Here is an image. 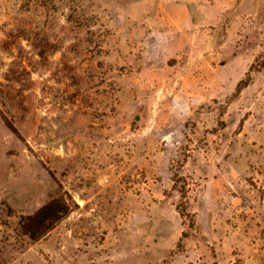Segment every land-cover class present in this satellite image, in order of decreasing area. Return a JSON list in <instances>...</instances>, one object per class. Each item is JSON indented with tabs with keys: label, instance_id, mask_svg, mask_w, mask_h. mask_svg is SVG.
<instances>
[{
	"label": "rangeland",
	"instance_id": "obj_1",
	"mask_svg": "<svg viewBox=\"0 0 264 264\" xmlns=\"http://www.w3.org/2000/svg\"><path fill=\"white\" fill-rule=\"evenodd\" d=\"M0 264H264V0H0Z\"/></svg>",
	"mask_w": 264,
	"mask_h": 264
},
{
	"label": "trees",
	"instance_id": "obj_2",
	"mask_svg": "<svg viewBox=\"0 0 264 264\" xmlns=\"http://www.w3.org/2000/svg\"><path fill=\"white\" fill-rule=\"evenodd\" d=\"M245 87L246 82L241 81L236 88L235 95ZM67 212L65 204L61 200L54 199L42 206L32 216L21 218L19 226L24 235L34 239L52 228Z\"/></svg>",
	"mask_w": 264,
	"mask_h": 264
}]
</instances>
